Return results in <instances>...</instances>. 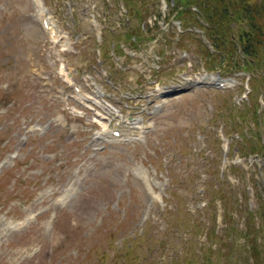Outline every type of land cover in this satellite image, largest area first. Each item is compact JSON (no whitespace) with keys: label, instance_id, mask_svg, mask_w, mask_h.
I'll return each mask as SVG.
<instances>
[{"label":"rangeland","instance_id":"1","mask_svg":"<svg viewBox=\"0 0 264 264\" xmlns=\"http://www.w3.org/2000/svg\"><path fill=\"white\" fill-rule=\"evenodd\" d=\"M174 3L0 0V264H264V0Z\"/></svg>","mask_w":264,"mask_h":264},{"label":"trees","instance_id":"2","mask_svg":"<svg viewBox=\"0 0 264 264\" xmlns=\"http://www.w3.org/2000/svg\"><path fill=\"white\" fill-rule=\"evenodd\" d=\"M173 1L175 3H174V10H172V12H171L172 15L176 14V18L178 19L180 17L181 21H183L184 18H185L186 21L188 19L193 20V18H194V20H196V13L191 11V8L193 7V5H195V4H192L193 0L191 1V3H189L188 0H168L167 2L169 4H171V2H173ZM224 1H227V0H218L219 4L217 3V4H214V5L208 6L207 8L206 7H204V8L200 7V10H201V12L203 14L202 15L203 21L205 23H207V24H209L211 22L214 23V24H218V28L220 29L219 30L220 36L221 35L225 36L226 33H228V30H226V27H228V25L230 23V18L232 19L233 16H234V14L230 12L229 8H227V7L223 8V9L221 8L220 4L223 3ZM251 4H252V2H249V3L247 2L246 6H248V7H244V11L243 12L251 13V9L250 8L253 9V6ZM216 5H219L221 9H218V8L214 7ZM196 6H198V5H196ZM213 10H219V11L221 10V11H223L219 15L220 17H222L221 18L222 19L221 23H219L218 21L214 20L215 14L214 13H210ZM205 13H206V15H205ZM256 15L259 16L260 18L264 19V14H263L262 10L260 12L256 13ZM158 16L161 18V13H159ZM198 19H200V18L198 17ZM218 37H219V35H218ZM251 37H252L251 35H249L248 37H245L243 35L241 37V40L243 42H245V45H237L236 46L235 51L238 53V55H242V56H251V55H253L255 44H259V43H256V42L250 43V42H252V41H250ZM131 38H132V35H131ZM211 42L212 43L214 42L215 44H217V46L219 48V44L215 40H212ZM243 51H245V52H243ZM249 64H250L249 61H246V62L243 63V65H242L243 69H244L243 71H246V69H248L247 66ZM235 68H238V67H235ZM226 72H228V71H226ZM261 216H263V215L261 214ZM213 221L216 224V215H215V218L213 219ZM202 225L204 226V224H202ZM197 228H198V231H200V232L195 234L196 237L201 236L200 233L204 232V229L201 230V225L200 224H197ZM212 231L215 232L216 229L213 228ZM134 242H138L137 239L133 240V243ZM155 242H156L157 246L160 249H162V250H166V249L170 248V246H172V248H175V244H173V243L167 244V240H164V239H156ZM147 247H148L149 251H151L149 254L150 255L153 254L155 250L152 248L151 244H148ZM218 250H219L218 244L216 245L215 248L213 247V245H211L208 249L207 248H203L201 258H200V256L196 255L201 260V262H195L194 259H192L190 257H183L179 253V255L177 254L176 258H174V262H175V264H212V260L213 259H211V256L209 255V251L213 252L212 255H214V254H216L218 252ZM131 251H132V247H129L127 251L119 250V252H118V255H120L119 259L125 258V256H126L127 264H139L143 258L140 257L139 254H136V255L131 254ZM121 253H125V254L121 255ZM230 255H231V253L227 254L226 256H230ZM117 256L115 258L114 263H118ZM196 256H195V258H196ZM148 263L149 264H166V263H164V260L158 261L157 257H155L154 254L148 258Z\"/></svg>","mask_w":264,"mask_h":264}]
</instances>
